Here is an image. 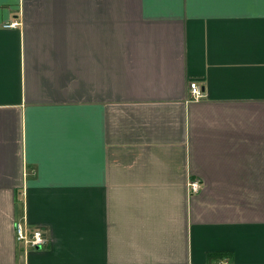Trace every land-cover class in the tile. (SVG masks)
<instances>
[{
  "label": "crops",
  "instance_id": "crops-1",
  "mask_svg": "<svg viewBox=\"0 0 264 264\" xmlns=\"http://www.w3.org/2000/svg\"><path fill=\"white\" fill-rule=\"evenodd\" d=\"M0 264H264V0H0Z\"/></svg>",
  "mask_w": 264,
  "mask_h": 264
},
{
  "label": "built area",
  "instance_id": "built-area-1",
  "mask_svg": "<svg viewBox=\"0 0 264 264\" xmlns=\"http://www.w3.org/2000/svg\"><path fill=\"white\" fill-rule=\"evenodd\" d=\"M12 23L6 24L5 26H11ZM189 94L192 100H198L204 96L201 91L199 84L195 81L189 84ZM199 184L196 181L189 182V193H195L199 189ZM14 231L17 240L23 242L26 246H41L45 243L46 239L40 230H31L25 218L15 222Z\"/></svg>",
  "mask_w": 264,
  "mask_h": 264
}]
</instances>
